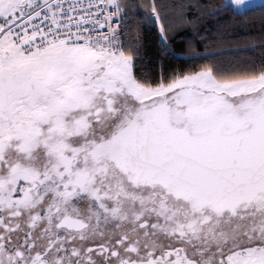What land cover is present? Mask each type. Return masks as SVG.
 Instances as JSON below:
<instances>
[{"label":"snow or ice","instance_id":"snow-or-ice-1","mask_svg":"<svg viewBox=\"0 0 264 264\" xmlns=\"http://www.w3.org/2000/svg\"><path fill=\"white\" fill-rule=\"evenodd\" d=\"M257 11L0 0V264H264Z\"/></svg>","mask_w":264,"mask_h":264},{"label":"trees","instance_id":"trees-1","mask_svg":"<svg viewBox=\"0 0 264 264\" xmlns=\"http://www.w3.org/2000/svg\"><path fill=\"white\" fill-rule=\"evenodd\" d=\"M185 2L192 4H217L221 3L222 0H185ZM230 24V31L232 32L231 39L239 40L243 43L245 42L244 38H250L246 42L256 45L255 49H249L247 52L240 53V55L245 58L250 57L253 60H258L260 54V37L264 34V22H262L260 13L257 11L250 14L247 18L230 21ZM205 34L206 33L202 32L200 35ZM200 35L188 32L178 39V43L188 40L197 42L200 39ZM195 46L197 50H202V46L199 43H196ZM192 64L193 62H188V66H191Z\"/></svg>","mask_w":264,"mask_h":264}]
</instances>
